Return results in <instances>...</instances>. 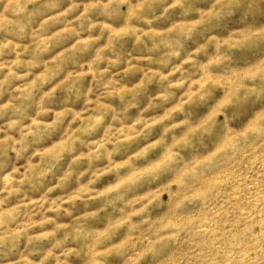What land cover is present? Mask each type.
<instances>
[{"label":"clouds","instance_id":"obj_1","mask_svg":"<svg viewBox=\"0 0 264 264\" xmlns=\"http://www.w3.org/2000/svg\"><path fill=\"white\" fill-rule=\"evenodd\" d=\"M0 73V101L9 96L0 103V264H126L134 234L149 223L132 219L146 208L118 216L117 202L136 195L133 185L172 197L156 211L168 232L158 231L138 260L151 256V264H163L169 244L183 242L194 253L188 264H264L261 157L254 194L246 190L247 173L237 169L226 210L235 223L219 235L214 216L204 221L206 230L173 199H193L186 187L202 169L187 168L188 161L224 143L217 158L239 164L264 141V0H0ZM174 96L180 103L152 122L169 121L155 139L161 151L136 164L135 157L147 152L137 145L135 156L125 153L131 175L116 166L115 176L93 187L105 175V157L113 171L110 158L121 152L125 130ZM76 120L75 134L65 139ZM181 126L189 129L182 138L167 135ZM102 132L111 134L100 149L79 151ZM53 144L67 147L53 152ZM10 153L26 159L23 173ZM35 156L41 159L34 163ZM253 167L254 161L247 172ZM86 175L91 178L80 185ZM72 178L80 186L52 200L49 210L56 215L48 216V194ZM38 192L43 196L34 199ZM205 193L207 208L216 194L204 189L198 196Z\"/></svg>","mask_w":264,"mask_h":264},{"label":"rangeland","instance_id":"obj_2","mask_svg":"<svg viewBox=\"0 0 264 264\" xmlns=\"http://www.w3.org/2000/svg\"><path fill=\"white\" fill-rule=\"evenodd\" d=\"M3 74L4 73H0V78H2ZM32 78L33 77H29V79ZM130 79H132L134 82L138 81V77H131ZM16 83L20 84L23 82ZM198 86L199 85L197 84L196 87ZM177 91L179 92L180 90L178 89ZM218 91L222 92L223 89H218ZM8 99L9 96L5 95L4 100L0 101V103H3ZM173 102H175V104H179V96H174L172 97V99L166 102L158 101L157 107L150 108L148 109V111L143 112L140 124H136L135 128H131V126H129L125 130L122 135L124 144L121 152L118 155H113L110 158L113 163V171L107 170L109 158L105 157L102 162V166L105 169V175L100 177L96 181V184L93 185V187H101L105 185L107 181L110 180L113 176H115L116 166H119L120 172L129 173V175H131L127 163L128 156L125 155V153H131L133 154V156H135V152L133 150L137 149V145L146 147L147 152L145 155L135 157L136 164L143 163L144 160L152 158L161 151L162 145L155 144V139H159L160 136L163 135V127L165 124H168L169 121L168 119H164L163 124L152 122L159 121L161 120V118L166 117L169 112V108L174 106ZM133 115H137V110H133ZM176 115H179V113H175L172 116L173 121L175 120ZM79 123L80 121L76 120L73 122L71 128L65 129V139L75 134V129L77 128ZM149 124L151 125V127H149ZM115 132L117 134H120V129L116 128ZM188 132L189 129L186 126H181V128L173 129L167 135L171 136L173 133H180V136L177 137V139H180ZM110 134L111 133L102 132L100 134V138L88 145V147L78 146L79 151H83L85 154H87L89 148H91L92 151L100 149L104 137ZM225 139L227 140V137ZM149 144H153L155 146L147 147ZM260 144H264V141L258 142L256 151L251 155L243 158V162L239 164H237L234 160H219L217 158L216 153L223 151V149L225 148L224 143L217 145L213 152L208 153L206 156L196 157L188 161L186 165L187 168L193 169L194 171L202 169V171H197L196 175L192 179V182L189 183L186 187L187 195L192 197L193 199L191 201H183L182 197L173 198L174 206L178 210L188 208L190 210V214L194 213V216H192V218L195 219V217H199L200 219L198 223L206 230L210 228V225L205 223L204 221L209 220L214 216L216 220V225L214 226L217 228V235L220 234L221 230L227 231L232 226V224L235 223L234 217L232 215L226 214V210L229 208L227 201L232 199V197L228 196V193L235 191L233 183L236 175H238L237 169H239V171L241 172L247 173V192L250 194H254L256 192V176L257 172L259 171L261 160H264V156H262V153H264V147H260ZM50 147L51 150L55 152L59 151L62 147H67V145L53 144ZM9 155L11 156L12 161L16 163V166L21 168V172L23 173L26 169V159L22 158L17 161L15 153H10ZM257 157H261V160H257ZM68 158V155H65L64 161L66 162ZM40 159V156H35L33 158V162L35 163ZM206 161L209 163L205 164ZM253 161L255 162L256 167H253L251 172H247V168L251 167ZM81 163L87 165L88 161L84 160ZM66 170L67 169L65 168V171ZM90 178V175L84 176L80 181V185L87 184ZM49 182L59 183V179L52 181L50 177ZM80 185H78L76 180L72 178L64 186L57 188L52 193H49L47 198L49 202L44 204V209L48 210L46 214L48 216L56 215L55 212L49 210L52 208L51 201L57 200V198L63 199L70 197L75 193ZM175 187L176 186L173 185V189H175ZM204 189H208L212 193L216 194V199L212 200L207 208L204 207V203L208 199V194L205 193V195L203 196H198V193H200ZM131 191L135 192L136 195L129 196L123 202H117L118 216L124 217L132 212H140L142 208H146V211L142 212L140 216H134L132 217V219L133 222L138 223L141 220V217H143L144 219L148 220L149 223L144 224L143 227L134 234L135 239L133 242L135 243V248L129 251L128 257H126V264H151V256H146L143 259L138 260L137 255L139 252L144 251L149 243L157 238L158 231H160L161 234L168 232V229L165 227L167 220L163 216L156 215V211L159 209L161 202H163L164 205L167 206L169 204L170 198L172 197L167 190L160 191L155 188H145L144 190H138L135 185L132 186ZM41 196H43V192L33 194L34 199H40ZM14 201L15 198L10 199L4 205V207H11ZM93 203H99V201H94ZM66 206L67 205H65V207ZM217 213L219 214L217 215ZM240 214L246 215V212L241 211ZM39 218L40 216L37 215L36 219ZM62 222L70 223L71 218L64 217L62 218ZM48 227H51V225H49ZM36 230L38 231V229ZM254 231L258 233L260 231L259 227L257 226ZM119 232H126V227L120 229ZM119 232L117 235H119ZM188 238V234L185 233L184 239ZM190 250L191 246L183 242H181L180 244H169L168 248L164 250L166 258L163 264H188L189 254L194 255V253H190ZM74 264H82V262L74 259ZM115 264H121V261L116 260Z\"/></svg>","mask_w":264,"mask_h":264}]
</instances>
